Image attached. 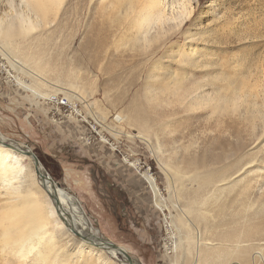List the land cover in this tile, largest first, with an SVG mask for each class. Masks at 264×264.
I'll return each instance as SVG.
<instances>
[{
    "label": "rangeland",
    "instance_id": "obj_1",
    "mask_svg": "<svg viewBox=\"0 0 264 264\" xmlns=\"http://www.w3.org/2000/svg\"><path fill=\"white\" fill-rule=\"evenodd\" d=\"M9 1L13 11H20L19 0ZM93 5L91 0H67L65 8L62 6L57 12L58 16L51 14L50 24L23 33H9L6 37L0 34V134L7 142L14 140L28 145L53 179L77 197L100 240L111 248L114 247L111 243L115 244L138 264H208L210 261L213 264H264V205H261L264 169H260V176L251 179L247 189L241 186L247 179L245 176L223 201L228 204L242 192L240 199L253 204L242 209L241 214L246 213L248 217L239 216L235 220L231 217V207L226 208V205L221 215H227L222 222L220 216L211 212L202 209L203 213L199 214L192 210L196 207V191L203 196L210 192V187L201 182L203 173L234 158L233 154L240 151L230 149L235 142L242 145V160L251 155L254 158L242 170L264 168L261 161L264 103L263 115L257 119L255 130H249L248 114L240 112L241 109L240 113L228 116L226 121L230 124L225 132L219 133L215 128L208 130L198 124L204 120L205 111L190 112L191 118L186 122L191 121V125L183 132L189 128L191 134L185 138L180 135L181 130L165 135L167 129H160L157 137L166 142L159 157L164 160L163 164L144 140L148 135L155 141V122L146 121L149 126H142L148 132L138 130V122L145 125L146 117L142 108L138 109L139 97L138 101L133 98L146 80L152 61L160 59L167 64L170 59L166 55L164 58L162 49L150 55L122 47L113 50L112 40L101 38L112 28H106L105 20L101 22L103 18L99 19ZM4 7L9 8L8 0H0V13L13 12ZM224 25L227 26L223 29ZM215 28L221 29L216 33L218 39L202 40V34H197L199 30L213 32ZM187 29L196 34L186 39L182 32ZM185 40L204 48L201 50L218 61L216 68L224 75L232 77L235 71L258 75L259 68L264 67V0H195L189 20L163 47L183 44ZM98 42L101 47L106 44L105 48L94 49L93 43ZM175 68L171 63L170 70ZM37 70L42 78L35 75ZM251 78L253 76L249 80ZM259 80L264 82V79ZM153 117L156 120L155 114ZM175 117L181 122L187 115L178 111ZM128 120L137 124L129 125ZM218 134L226 138L224 149L227 150L206 149L211 144L210 139H217ZM256 134L260 135L258 139ZM173 135L177 142L172 145L167 138ZM190 136L195 143L188 151L191 153H187L180 145H186ZM195 153L203 158L202 166L195 168L196 177L193 167L186 163ZM221 153L225 154V160L220 163L216 155ZM172 168L181 172L175 175ZM144 172L153 177L164 207L154 205ZM243 197H247L246 200ZM223 232L233 235L226 236L229 239L243 235L247 241L244 245L229 241L216 245L214 239L224 236ZM201 237L208 242L200 240ZM204 255H209L207 262Z\"/></svg>",
    "mask_w": 264,
    "mask_h": 264
},
{
    "label": "bare ground",
    "instance_id": "obj_2",
    "mask_svg": "<svg viewBox=\"0 0 264 264\" xmlns=\"http://www.w3.org/2000/svg\"><path fill=\"white\" fill-rule=\"evenodd\" d=\"M66 1L19 0L17 5L19 6L21 4L22 8H20V11L18 9L13 11V6L10 5L11 1L8 0L9 8H4L6 10H12L13 12L3 11L0 13L2 14L0 15V34L6 37L9 33H23L37 27L39 28L42 24L44 26L47 23L50 24L51 19L49 18L51 14L56 17L59 14L57 13L59 9L62 6L65 8ZM91 1L94 2L93 6L99 19L100 17L103 18V21H99L104 22L105 20L108 23L106 28H112L111 30L109 29L111 32L108 30L109 33L106 34V37H102L101 35L99 37L101 36L103 39L108 38L106 40H112L111 45L113 46V50L117 51L122 47L129 51H135V53L149 52L150 55L162 49L165 53L163 56L166 55L170 59L167 64H164L160 59L152 61L147 69L146 80L139 86L137 90L138 94L133 98L138 101L137 99L139 97L138 109L141 107L146 117L143 119L145 125L138 122L137 128L140 132H148L142 126H147L149 122L146 125V121L152 120L155 122L154 124L157 128L154 129V125L153 132L155 130V134L160 129L162 131L167 129L165 135L171 134L176 130L183 132L187 126L191 125V121H186L190 120V112L194 111H205L207 113L204 120L198 123L200 126L202 125L208 130L215 128L219 133L225 132L228 129V124H230L226 121L228 116L236 112L240 113L242 110L248 114L247 120L251 126V129L248 127L249 130H255L256 122H258L257 119H261L260 117L263 115L261 107L264 103V82L260 83L259 79H264V67L259 68V71H257L258 75L252 74L253 79L251 78L250 80L249 77H252L251 73H249L250 71L247 74L241 71H235L233 76L230 77V75H224L222 71H218L216 68L218 61L214 60L206 50H201L204 48L198 47V45H194L190 41L185 40L186 42L183 44L172 43L167 49L163 47L165 41L171 38V36H174L189 20L192 15L193 2L195 0ZM226 26L224 25L223 29ZM220 30L216 28L213 32H210V30L209 32L207 30H199L197 34H202V40H213L215 38L218 39L216 33ZM182 33L185 34L186 39L196 34L188 32V29ZM108 44L110 43L108 42ZM93 45L94 49L98 48L100 50L106 46L105 44L101 47L102 44L99 42L93 43ZM204 56L205 58H200ZM171 63L176 66L174 70H170ZM237 63L238 66L241 65L239 62ZM34 73L40 76L38 70ZM40 77L42 78V76ZM206 86L209 88L202 89ZM178 111H182L187 115L185 120L179 121L183 123L181 125L175 117ZM152 113L155 114L156 120ZM120 116L121 118L123 117L122 114ZM127 123L129 125L137 124V122L133 123L129 122V120ZM261 125L264 127V121H262ZM189 132L188 128L186 133L183 132L180 135L183 134L182 138H185L191 134ZM146 136L144 138L146 145L157 155L158 159L161 156L160 153L163 152L162 147L166 142L161 141L157 137V134L155 141L148 135ZM256 136V139H258L260 135L258 136L256 134ZM216 137L218 138L215 140L210 139L211 144L205 148L211 149L212 151L220 149L221 152L222 149L223 151L227 150L224 149V146H226V138L220 134ZM167 139L172 145L177 142L174 135ZM187 140L189 142L186 145L183 146L182 144L180 146L183 147V151L191 153L188 151H190L195 140H192L191 136ZM235 143L231 145L230 149L236 152L240 151L233 154L234 158L228 160L229 155L227 157L228 161L222 163L216 169L205 170V173H203L205 176L203 179L201 178L202 180L199 179V181L201 180L202 183L206 184L205 186L210 187L209 195L204 194L205 196H203V193L200 192L198 194L199 192L196 191V196L194 197L196 207L192 210L199 212V214L203 213V211L206 213L211 212L218 217L220 216L219 221L221 222L224 216L226 217L227 215V213L221 215L225 211L223 209L225 205L226 208L231 207L230 211L233 215L231 217L235 220H238L239 216L241 218L247 216L246 213L241 214L242 209L243 207L250 208L253 204L250 201H242L240 199L242 192H239L228 204H224L223 201L227 193L232 191L245 176L247 179L241 185L243 189L249 188L251 186V179L260 176V169H264L257 166L254 169L252 168V170H242L245 168L244 165L253 162L254 158L251 155V158L242 160V154L240 153L242 145L238 141ZM28 151L32 150L25 143L14 140L7 142V139L0 134V264H130L123 254L122 249L116 247L111 248L100 240L97 230L91 225L75 195L61 187L47 171L48 176L45 175L41 179L38 177L34 165L28 155H26ZM196 155L186 157L187 165L193 167L194 176L197 171L196 169L202 166L201 159H203L198 157L200 154ZM224 156L225 154L222 156L221 153L220 155H216V159L219 162H222V160L224 162ZM204 157L206 160L208 159L207 154ZM159 159L165 164L163 159ZM261 161L264 163V155H262ZM173 163L176 164L175 162ZM172 171L175 175L181 172L177 168H172ZM250 171L251 176L249 175ZM143 175L154 196V205L157 208L164 207L165 205L159 199L158 188L153 177L147 172H144ZM246 198L243 197L244 200ZM261 205H264V195L261 198ZM196 212H193V214H198ZM214 219L218 218L214 217ZM220 227L222 226L220 225ZM254 232V234H258L257 231ZM223 235L214 239L218 243L216 245L221 246L228 243V241L229 243L234 244L236 242V244L242 243L244 245L243 243L247 241L243 235L233 237V239L228 238L231 234L224 233ZM208 238L210 239V237ZM193 239L190 241L187 240V243L188 241H193ZM199 239L201 240L202 237ZM202 241L204 240L202 239ZM202 241L200 242L204 244ZM216 245L215 247L219 248ZM215 254L217 253L215 252ZM101 256L103 257L102 259ZM208 256L204 255L206 262ZM207 263L213 264L212 261ZM131 264L138 263L135 259H132Z\"/></svg>",
    "mask_w": 264,
    "mask_h": 264
},
{
    "label": "water",
    "instance_id": "obj_3",
    "mask_svg": "<svg viewBox=\"0 0 264 264\" xmlns=\"http://www.w3.org/2000/svg\"><path fill=\"white\" fill-rule=\"evenodd\" d=\"M26 155H28V157L30 158L32 164L34 165L35 169H36V173L38 174V177L44 178L45 175L48 176V173L46 172V170L44 169L42 163L40 162V160L38 159V157L36 156V154L33 151H28L26 153ZM53 197V195H51ZM112 246L114 247H118L115 244L111 243ZM123 254L125 255V257L128 259V262L131 264L132 263V256L128 253H126L123 250Z\"/></svg>",
    "mask_w": 264,
    "mask_h": 264
},
{
    "label": "trees",
    "instance_id": "obj_4",
    "mask_svg": "<svg viewBox=\"0 0 264 264\" xmlns=\"http://www.w3.org/2000/svg\"><path fill=\"white\" fill-rule=\"evenodd\" d=\"M39 157V156H38ZM39 159V158H38ZM39 160H41V159H39ZM41 162V161H40ZM42 163V162H41Z\"/></svg>",
    "mask_w": 264,
    "mask_h": 264
}]
</instances>
